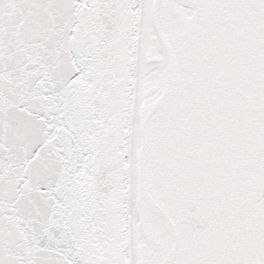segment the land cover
<instances>
[{
    "label": "snow or ice",
    "instance_id": "6c2138e0",
    "mask_svg": "<svg viewBox=\"0 0 264 264\" xmlns=\"http://www.w3.org/2000/svg\"><path fill=\"white\" fill-rule=\"evenodd\" d=\"M0 264H264V0H0Z\"/></svg>",
    "mask_w": 264,
    "mask_h": 264
}]
</instances>
